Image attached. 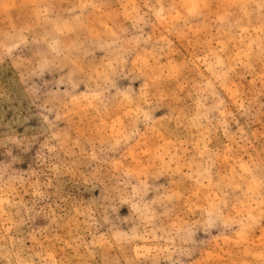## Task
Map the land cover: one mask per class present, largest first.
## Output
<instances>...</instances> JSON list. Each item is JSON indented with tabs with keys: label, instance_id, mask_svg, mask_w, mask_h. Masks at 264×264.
<instances>
[{
	"label": "rangeland",
	"instance_id": "rangeland-1",
	"mask_svg": "<svg viewBox=\"0 0 264 264\" xmlns=\"http://www.w3.org/2000/svg\"><path fill=\"white\" fill-rule=\"evenodd\" d=\"M0 264H264V0H0Z\"/></svg>",
	"mask_w": 264,
	"mask_h": 264
}]
</instances>
